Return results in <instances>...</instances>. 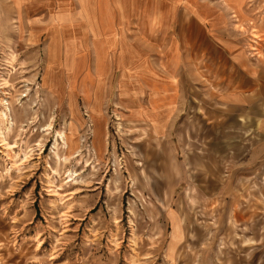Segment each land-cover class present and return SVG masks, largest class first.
<instances>
[{"label": "rangeland", "instance_id": "374dc122", "mask_svg": "<svg viewBox=\"0 0 264 264\" xmlns=\"http://www.w3.org/2000/svg\"><path fill=\"white\" fill-rule=\"evenodd\" d=\"M261 100L264 0H0V264H264Z\"/></svg>", "mask_w": 264, "mask_h": 264}, {"label": "crops", "instance_id": "0c3cea01", "mask_svg": "<svg viewBox=\"0 0 264 264\" xmlns=\"http://www.w3.org/2000/svg\"><path fill=\"white\" fill-rule=\"evenodd\" d=\"M98 62L95 64V72H97V71H99V69H100V67H101V65H102V62L99 60V58H98V60H97ZM94 72V75H96V73ZM252 82H251V84H252V89H253V91H252V93L254 94L255 92L257 93V90H258V93L260 92V89L262 88L261 86H260V81H259V76H257V77H255V76H252ZM238 87H243V83L241 82V83H238ZM263 92V91H262ZM261 99V98H260ZM260 104H263V105H260ZM235 107H240L239 105H234ZM252 108H253V110H254V112H256V110H262V111H264V100L262 101H260V102H258V105H252ZM260 108H262V109H260ZM257 117H258V120H259V123H258V130H259V132H263L264 131V112H262V114L260 115V114H258L257 115ZM261 117H263V118H261ZM263 130V131H262ZM263 151H264V149H263ZM259 156V158H260V156L261 155H258ZM258 156H257V163L255 164V165H253L252 167H251V171L255 168V167H257L258 166V164H259V161H258ZM254 163V162H253ZM252 163V164H253ZM249 167V168H250ZM264 236V235H263ZM260 246V245H259Z\"/></svg>", "mask_w": 264, "mask_h": 264}, {"label": "bare ground", "instance_id": "6f19581e", "mask_svg": "<svg viewBox=\"0 0 264 264\" xmlns=\"http://www.w3.org/2000/svg\"><path fill=\"white\" fill-rule=\"evenodd\" d=\"M4 105H6V104H4ZM4 107V110L2 111V114H1V116L3 117V118H5V121H9V117H8V114H7V111H8V107L7 106H3ZM1 117V118H2ZM1 120H3V119H0V121ZM10 121H12V120H10ZM8 124H10L11 125V122H8ZM8 128V127H7ZM3 139V138H2Z\"/></svg>", "mask_w": 264, "mask_h": 264}]
</instances>
